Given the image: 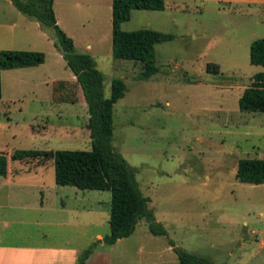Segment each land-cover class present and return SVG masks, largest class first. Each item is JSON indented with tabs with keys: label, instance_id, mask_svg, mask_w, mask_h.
I'll return each instance as SVG.
<instances>
[{
	"label": "rangeland",
	"instance_id": "rangeland-1",
	"mask_svg": "<svg viewBox=\"0 0 264 264\" xmlns=\"http://www.w3.org/2000/svg\"><path fill=\"white\" fill-rule=\"evenodd\" d=\"M110 1L69 0L73 21L83 24H72V41L103 74L105 97L113 78L124 82V96L112 107V145L135 168L147 207L167 234H151L140 219L128 237L110 245L99 241L85 264H176L169 240L212 264H264V184L234 176L238 159L264 158V112L238 106L252 76L264 73V65L248 61L250 42L264 37V4L164 0L163 10H131L122 30L173 36L154 45L157 72L138 79L141 62L111 55ZM0 50L44 56L35 66L0 69V153L11 170L38 163L10 160L17 149L88 150L80 92L74 103L50 99L51 82L73 80L72 72L47 32L10 0H0ZM207 63L218 72H207ZM45 165V206L36 212L37 225L20 228L22 242L57 249L53 264H74L96 234H108L110 193L56 185L52 161ZM38 174L20 178L36 181Z\"/></svg>",
	"mask_w": 264,
	"mask_h": 264
},
{
	"label": "trees",
	"instance_id": "trees-1",
	"mask_svg": "<svg viewBox=\"0 0 264 264\" xmlns=\"http://www.w3.org/2000/svg\"><path fill=\"white\" fill-rule=\"evenodd\" d=\"M23 15L36 21L47 32L53 46L59 52L65 66L72 72L73 80L56 79L51 82L50 99L53 102L74 103L79 91L86 104V128L90 139L88 150L70 149H17L9 159H36L52 161L53 179L56 185H68L79 189L107 190L110 205L107 224L108 234L79 252L74 264H85L99 241L113 244L128 237L137 222L144 219L153 235H166L164 227L155 221L147 207L134 177L135 168L130 166L112 145L113 104L124 96V82L120 78L110 81L109 95H103V74L96 67L92 56L78 52L72 39L55 21L53 0H10ZM164 0H111L110 37L111 55L114 58L141 62L138 79H147L157 72L154 63V45L172 39V35L148 28L124 31L120 24L130 17L131 10H163ZM52 30V33L49 31ZM43 53L31 50H0V69L27 67L41 64ZM248 61L252 65H264V37L252 40L248 47ZM207 72L217 73L216 64L207 63ZM238 106L247 112H264V73L252 76L239 98ZM7 160L0 153V176L5 175ZM235 179L241 183L264 184V158H240L236 163ZM176 264H212L203 257L174 246Z\"/></svg>",
	"mask_w": 264,
	"mask_h": 264
},
{
	"label": "crops",
	"instance_id": "crops-1",
	"mask_svg": "<svg viewBox=\"0 0 264 264\" xmlns=\"http://www.w3.org/2000/svg\"><path fill=\"white\" fill-rule=\"evenodd\" d=\"M242 1L264 4V0ZM53 11L59 27L74 41L75 36L70 29L73 27L72 24L78 23L73 21L76 19L73 17L74 12L69 0H53ZM76 26L80 28L83 24L80 23ZM89 47L90 44L87 42L85 48ZM45 164L47 162H38L35 166L24 171L19 168L13 171L6 164L5 175L0 176V264H53L55 260L57 249L47 245H23L20 233L23 224L37 225L38 215L36 212L45 206L42 201ZM27 173H32L35 177L39 173V178L36 181H22L20 176ZM33 189L35 193H33ZM27 193L32 197L39 196L40 198L32 201L26 197ZM36 193L38 195H35ZM96 238L100 239L101 236L96 234Z\"/></svg>",
	"mask_w": 264,
	"mask_h": 264
}]
</instances>
